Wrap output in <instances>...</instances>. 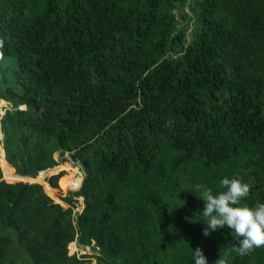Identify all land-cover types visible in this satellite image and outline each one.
<instances>
[{"label":"trees","instance_id":"16d2710c","mask_svg":"<svg viewBox=\"0 0 264 264\" xmlns=\"http://www.w3.org/2000/svg\"><path fill=\"white\" fill-rule=\"evenodd\" d=\"M174 1L0 0V98L25 107L2 121L0 264H193L196 248L264 264L227 228L203 235L197 191L227 176L249 185L242 205L264 203V0H203L201 31L168 56ZM66 152L85 172L69 208L49 193L65 173L15 181Z\"/></svg>","mask_w":264,"mask_h":264},{"label":"rangeland","instance_id":"374dc122","mask_svg":"<svg viewBox=\"0 0 264 264\" xmlns=\"http://www.w3.org/2000/svg\"><path fill=\"white\" fill-rule=\"evenodd\" d=\"M203 0H175L174 1V13L178 20V28L176 32V43L173 46V49L169 52L168 56H176L178 52L186 46L197 36L201 31V21H200V4ZM6 68L7 76L10 78V82L13 86L17 84L16 79L13 77V70L15 68L14 62L8 61L4 64ZM25 107L17 106L16 104L9 103L0 98V140L3 141L4 136L2 134V121L7 116L8 113L14 112L16 110H24ZM2 147V145H0ZM73 152H66L64 154H57L56 159L59 161L60 165L55 169L48 170L46 172L40 173L37 178L29 180L28 182L36 183L41 186L47 187L49 180L52 176L59 174L61 172L65 173V177L61 178L58 182L55 192L52 190L50 193V198L58 204H61L64 208H69L64 202V199L68 196L70 192L78 191L82 185L83 179L85 178V172L83 166L81 165L79 159L73 157ZM3 171V178H4ZM24 178V177H23ZM15 180L16 182H27L25 179ZM26 178V177H25ZM66 178L65 182L63 179ZM72 179V181H70ZM6 182H14L11 179H4ZM48 183V184H47ZM44 189V188H43ZM45 191V190H44ZM84 206H80L77 209H74V218L77 220L79 214L82 213ZM9 231L14 232L15 230L9 229ZM8 233V231L3 228L0 220V236ZM73 249L78 258L84 257L85 255L91 256H100L101 251L96 245L92 244L87 247L80 246L78 242L74 243ZM86 264H97L95 259L87 260Z\"/></svg>","mask_w":264,"mask_h":264},{"label":"clouds","instance_id":"9594fccd","mask_svg":"<svg viewBox=\"0 0 264 264\" xmlns=\"http://www.w3.org/2000/svg\"><path fill=\"white\" fill-rule=\"evenodd\" d=\"M220 185L224 191L213 194L205 186H197L200 197L204 201L202 215L206 218L203 235L208 236L218 229L227 228L240 237L235 251L246 256L254 249L264 246V203L254 206L242 205V199L249 194V185L238 178L221 179ZM193 264H208V260L200 248L192 250ZM218 264H225L219 258Z\"/></svg>","mask_w":264,"mask_h":264},{"label":"water","instance_id":"95a60500","mask_svg":"<svg viewBox=\"0 0 264 264\" xmlns=\"http://www.w3.org/2000/svg\"><path fill=\"white\" fill-rule=\"evenodd\" d=\"M22 178H23V177H22ZM23 179H25V180L27 181L26 183H30V182H28V181H29V180H31V181L33 180L32 177H26V178L24 177ZM83 181H84V179H83ZM82 183H83V182H82Z\"/></svg>","mask_w":264,"mask_h":264}]
</instances>
